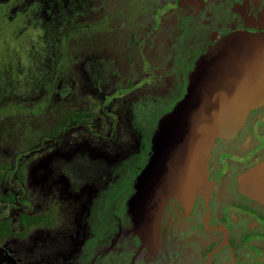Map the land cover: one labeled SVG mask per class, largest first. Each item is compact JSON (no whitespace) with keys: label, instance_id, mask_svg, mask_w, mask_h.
I'll list each match as a JSON object with an SVG mask.
<instances>
[{"label":"rangeland","instance_id":"1","mask_svg":"<svg viewBox=\"0 0 264 264\" xmlns=\"http://www.w3.org/2000/svg\"><path fill=\"white\" fill-rule=\"evenodd\" d=\"M149 1L161 13L171 0ZM142 2L91 13L56 12L61 0L47 10L44 0H0V219L12 231L0 246L17 264H59L64 233L79 235L74 222L128 195L158 119L182 95L207 38L198 6H175L156 27ZM73 110L92 117L61 130ZM0 264H11L1 251Z\"/></svg>","mask_w":264,"mask_h":264},{"label":"flooded vegetation","instance_id":"2","mask_svg":"<svg viewBox=\"0 0 264 264\" xmlns=\"http://www.w3.org/2000/svg\"><path fill=\"white\" fill-rule=\"evenodd\" d=\"M179 1L171 0L168 9L158 13L149 9L155 4L143 0L138 11L153 13L160 20L163 12L173 11L175 6H198L194 7L196 24L207 32L200 54L212 51L215 42L233 30H264V0ZM89 2L92 5L85 8ZM108 2L76 0L69 6L68 1L61 0V7L54 5L53 10L103 12ZM119 5L122 7V2ZM48 6V0H44V9ZM158 20L156 27H162ZM190 67L185 71L186 80ZM263 118L264 104L249 112L233 138L215 141L206 182L189 201L172 199L166 204L158 239L152 247L144 245L131 230L127 200L134 192L133 180L128 195L112 202L103 215L94 218L91 210L74 222L79 235L64 233L59 264H264V201L246 194L239 186L242 175L264 160ZM93 219L102 227L97 245L93 241ZM91 246L93 249L88 251Z\"/></svg>","mask_w":264,"mask_h":264},{"label":"water","instance_id":"3","mask_svg":"<svg viewBox=\"0 0 264 264\" xmlns=\"http://www.w3.org/2000/svg\"><path fill=\"white\" fill-rule=\"evenodd\" d=\"M263 104L264 30H233L194 60L181 97L157 121L150 155L127 200L131 230L144 245L156 243L166 204L189 201L206 182L215 141L233 138ZM239 186L264 201V160L242 175Z\"/></svg>","mask_w":264,"mask_h":264},{"label":"trees","instance_id":"4","mask_svg":"<svg viewBox=\"0 0 264 264\" xmlns=\"http://www.w3.org/2000/svg\"><path fill=\"white\" fill-rule=\"evenodd\" d=\"M92 117V113L90 112H84V111H79V110H73L68 112L65 115V118L61 121V124L59 127H61V130L65 128L66 126L70 125L73 123L74 125L76 124H82L85 122V120L89 119ZM23 220H28L25 215H22ZM8 222L6 219L2 218L0 219V237L4 235L5 233H11V229L8 227Z\"/></svg>","mask_w":264,"mask_h":264}]
</instances>
